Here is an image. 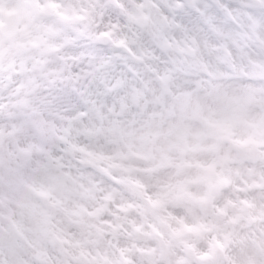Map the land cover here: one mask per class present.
<instances>
[{"label": "clouds", "instance_id": "1", "mask_svg": "<svg viewBox=\"0 0 264 264\" xmlns=\"http://www.w3.org/2000/svg\"><path fill=\"white\" fill-rule=\"evenodd\" d=\"M0 264H264V0H0Z\"/></svg>", "mask_w": 264, "mask_h": 264}]
</instances>
